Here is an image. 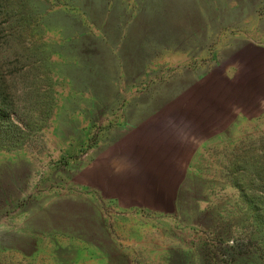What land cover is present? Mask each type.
<instances>
[{
	"label": "rangeland",
	"instance_id": "rangeland-1",
	"mask_svg": "<svg viewBox=\"0 0 264 264\" xmlns=\"http://www.w3.org/2000/svg\"><path fill=\"white\" fill-rule=\"evenodd\" d=\"M0 114V264H264V0H0Z\"/></svg>",
	"mask_w": 264,
	"mask_h": 264
},
{
	"label": "crops",
	"instance_id": "crops-1",
	"mask_svg": "<svg viewBox=\"0 0 264 264\" xmlns=\"http://www.w3.org/2000/svg\"><path fill=\"white\" fill-rule=\"evenodd\" d=\"M173 144H175V143H173ZM179 147H182L181 146V144L180 145H176L175 144V149L177 148V150H178V148ZM170 148V147H169ZM177 150H175V151H177ZM167 153H170V151H169V149H168V151L165 153L166 154V156H168L167 155ZM149 169L147 170L148 172H154L153 170H154V168H152V167H148ZM146 171V170H145ZM170 171V170H169ZM167 172V174H171V171L170 172ZM154 175V174H153ZM155 182H150V183H147V184H145V185H148V187H149V190H153V188H152V185L154 184ZM158 191V192H157ZM157 191L156 192H153L152 191V194L154 195V196H156L157 198H159V199H166V197H168L169 196V191L167 192V189H163L162 187H158L157 188Z\"/></svg>",
	"mask_w": 264,
	"mask_h": 264
},
{
	"label": "trees",
	"instance_id": "trees-1",
	"mask_svg": "<svg viewBox=\"0 0 264 264\" xmlns=\"http://www.w3.org/2000/svg\"><path fill=\"white\" fill-rule=\"evenodd\" d=\"M4 123H3V116L0 114V132L3 131L4 132ZM7 133V131H6Z\"/></svg>",
	"mask_w": 264,
	"mask_h": 264
}]
</instances>
